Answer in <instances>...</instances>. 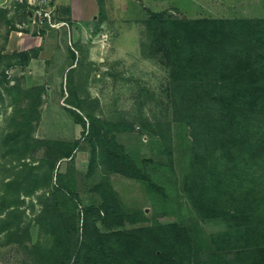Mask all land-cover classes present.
<instances>
[{
	"label": "rangeland",
	"instance_id": "1",
	"mask_svg": "<svg viewBox=\"0 0 264 264\" xmlns=\"http://www.w3.org/2000/svg\"><path fill=\"white\" fill-rule=\"evenodd\" d=\"M148 9L165 11L168 19L259 17L264 0H0V200L5 183L23 182L7 193L16 194L13 205L0 209V264L40 263L32 246L52 237L42 215L58 176L62 190L73 196L63 205H76L81 230L83 209L93 206L95 212L107 191L122 221L96 220L102 232L173 222L199 223L204 236L225 228L220 220L204 221L185 193L193 138L175 119L171 70L154 52ZM36 48L26 66L14 63L15 52ZM71 91L80 106L72 105ZM92 131L107 132L150 181L109 170L100 148L92 154ZM54 140L79 144L72 156L57 160L53 182L46 185V141ZM32 167L41 180L26 195L31 182L23 177Z\"/></svg>",
	"mask_w": 264,
	"mask_h": 264
},
{
	"label": "trees",
	"instance_id": "2",
	"mask_svg": "<svg viewBox=\"0 0 264 264\" xmlns=\"http://www.w3.org/2000/svg\"><path fill=\"white\" fill-rule=\"evenodd\" d=\"M148 12V28L156 35L154 52L170 66L175 119L187 125L193 138L185 193L204 221L220 220L225 228L204 236L199 223L173 222L102 232L96 220L122 221L117 201L107 191L95 212L93 206L83 209L81 230L76 205H63L73 196L62 190L58 176L42 215L52 237L46 244H33V254L39 264H264V16L168 19L165 11ZM14 55L19 57L14 63L24 67L37 48ZM77 97L76 91L68 95L76 107L81 104ZM76 117L85 124L78 112ZM89 140L92 154L100 148L99 155L109 160V170L150 181L107 132L92 131ZM46 142L44 184L49 185L57 160L72 156L79 141ZM34 170L23 177L31 182L24 186L26 195L41 180ZM17 183L19 188L23 184L5 183L1 210L13 205L16 194L9 198L7 193Z\"/></svg>",
	"mask_w": 264,
	"mask_h": 264
},
{
	"label": "built area",
	"instance_id": "3",
	"mask_svg": "<svg viewBox=\"0 0 264 264\" xmlns=\"http://www.w3.org/2000/svg\"><path fill=\"white\" fill-rule=\"evenodd\" d=\"M25 1V0H22ZM49 0H27V3L29 4H38V5H44L47 4Z\"/></svg>",
	"mask_w": 264,
	"mask_h": 264
}]
</instances>
